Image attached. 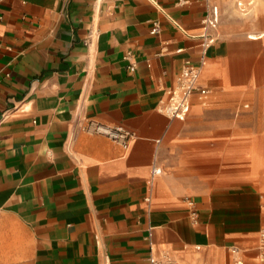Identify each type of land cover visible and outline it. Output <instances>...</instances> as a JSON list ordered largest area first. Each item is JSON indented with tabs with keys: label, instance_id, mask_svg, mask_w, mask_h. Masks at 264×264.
Listing matches in <instances>:
<instances>
[{
	"label": "crops",
	"instance_id": "0c3cea01",
	"mask_svg": "<svg viewBox=\"0 0 264 264\" xmlns=\"http://www.w3.org/2000/svg\"><path fill=\"white\" fill-rule=\"evenodd\" d=\"M219 1L204 49L212 0H0V264H234L232 246L264 264L258 131L241 109L264 105V0L248 18ZM185 60L203 61L209 93L180 120L159 108Z\"/></svg>",
	"mask_w": 264,
	"mask_h": 264
},
{
	"label": "built area",
	"instance_id": "2783aa9c",
	"mask_svg": "<svg viewBox=\"0 0 264 264\" xmlns=\"http://www.w3.org/2000/svg\"><path fill=\"white\" fill-rule=\"evenodd\" d=\"M153 4H157L156 0H150ZM186 0H178L179 4H184ZM247 11V9L245 10ZM220 21V13L217 5H212L206 16L202 19L204 31L202 33V45L204 49L208 48L218 37L217 27ZM158 21L152 22L151 33L159 32ZM88 38L85 39L87 42ZM129 58V54L126 56ZM203 61L199 64H193L190 60H185L183 68L177 77L176 84L165 90L166 97L160 100V111L167 116L174 117L180 120L187 116L192 98L197 96L201 100H205L209 89L200 83V73ZM134 64L131 63L130 66ZM82 129L90 134H100L106 136L113 142L120 144L126 148L134 138V132L120 124H110L98 120L86 119L82 125ZM161 173V168L154 167L152 174ZM188 204L193 207V201L188 200ZM192 220L196 221V211L191 210ZM258 248L259 260L264 262V228L258 232ZM234 256V264H245V261L240 253L239 248L232 246L230 248ZM151 264H180L171 255L164 253L160 258L150 256Z\"/></svg>",
	"mask_w": 264,
	"mask_h": 264
},
{
	"label": "rangeland",
	"instance_id": "374dc122",
	"mask_svg": "<svg viewBox=\"0 0 264 264\" xmlns=\"http://www.w3.org/2000/svg\"><path fill=\"white\" fill-rule=\"evenodd\" d=\"M216 4L219 5V13L221 14V18L223 16V8H222V2L219 0H212ZM250 8V7H249ZM248 103L249 107L248 108H243L245 111L244 112H251L252 113V119L249 121V123L252 125L254 124L256 129H257V137L256 139V149L257 152L256 154L260 157L262 164L261 167L257 170L256 172V187L260 188L262 187V181H264V105L260 106H255V110H253L252 102L250 100H243L241 103V109L242 106ZM248 123L247 121H241V124L246 125Z\"/></svg>",
	"mask_w": 264,
	"mask_h": 264
},
{
	"label": "bare ground",
	"instance_id": "6f19581e",
	"mask_svg": "<svg viewBox=\"0 0 264 264\" xmlns=\"http://www.w3.org/2000/svg\"><path fill=\"white\" fill-rule=\"evenodd\" d=\"M258 1L259 0H226V4H225V8L224 9H225V12H227L230 17L248 18V17H250L253 14V11H254V8H252L253 4H255ZM238 4H240V6H238ZM250 6H252V7H250ZM245 8H248V11H246V12L244 11L243 12L242 10H245ZM250 36L252 38H255L256 34L251 33Z\"/></svg>",
	"mask_w": 264,
	"mask_h": 264
}]
</instances>
